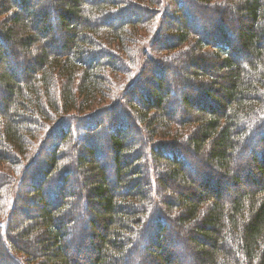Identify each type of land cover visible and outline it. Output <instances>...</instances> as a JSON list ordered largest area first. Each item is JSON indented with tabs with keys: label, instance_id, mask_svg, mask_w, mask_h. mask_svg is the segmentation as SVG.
Instances as JSON below:
<instances>
[{
	"label": "trees",
	"instance_id": "1",
	"mask_svg": "<svg viewBox=\"0 0 264 264\" xmlns=\"http://www.w3.org/2000/svg\"><path fill=\"white\" fill-rule=\"evenodd\" d=\"M36 1L0 0V264H186L176 255L186 243L167 215L193 224L192 264H264V0H229V9L217 0H171L182 19L165 0ZM156 5L165 13L152 37ZM200 10L213 18L207 26ZM151 37L156 51L145 48L136 61L134 45ZM171 39L188 44L186 53L161 56ZM176 56L190 64L172 72L180 86L162 91ZM215 67L223 94L212 88ZM134 72L124 102L111 99L120 74ZM186 108L197 114L192 122ZM130 130L140 133L137 143ZM100 136L103 157L95 154ZM197 170L207 176L192 177ZM212 174L252 187L223 199ZM76 175L82 180L71 185ZM155 195L168 197L163 208ZM15 214L24 218L19 228Z\"/></svg>",
	"mask_w": 264,
	"mask_h": 264
},
{
	"label": "rangeland",
	"instance_id": "2",
	"mask_svg": "<svg viewBox=\"0 0 264 264\" xmlns=\"http://www.w3.org/2000/svg\"><path fill=\"white\" fill-rule=\"evenodd\" d=\"M166 2H167V5H168V7H169V9H168V12L170 13L171 12V14L173 15V16H176L177 18H180V19H182V17H184V14L183 13H175V4L174 3H171V0H165ZM216 0H214V2H215ZM217 1H221L223 4H225L224 6H226L228 9H229V6H230V2H229V0H217ZM40 2H42V0H37L36 1V5H37V7H39V3ZM195 2V1H194ZM198 2H200V3H198ZM198 2H196V5H200L201 3H205V2H201V1H198ZM213 2V3H214ZM161 4H163L162 3V1H161ZM204 5H206V4H204ZM152 6V5H151ZM151 8V7H150ZM152 13H154V17L155 18H157L156 19V21L154 20V22H155V25H153L152 24V37L154 36V31L156 30V28L160 25V24H163L162 23V20H163V15H164V13H163V5L161 6H153V8H152ZM203 13V11H201L200 10V13L198 14L202 19H203V26H207V24L210 22V21H212V17H210L208 14H202ZM182 14V15H181ZM213 14V13H212ZM227 14H229L228 12H227ZM149 15L150 14H146V15H143L142 17H143V19L144 18H148L149 17ZM128 16V15H127ZM126 16V17H127ZM225 16L227 17V15L225 14ZM213 17H215L214 15H213ZM230 18L232 19L231 21H229V24L228 25H230L231 27H233L234 28V25L236 24V20L234 19V18H236V15L234 14V13H232L231 12V14H230ZM216 19V18H215ZM227 19H229V18H227ZM153 22V23H154ZM191 24V23H190ZM188 25L191 29H193V27H195V22L193 21V25ZM172 26L171 27H173V24H171ZM140 27V29L138 28V33L139 34H141V35H143V36H145V37H147L149 34H150V32H149V28H147V26H139ZM137 29V28H136ZM164 29V28H163ZM173 30H174V27L172 28ZM194 30V29H193ZM201 35V34H200ZM152 37L149 39V41L147 42V43H144V44H138L137 42H136V44L134 45L135 46V48L138 50V49H141V52L139 53V56H137V58H134V59H136V61L138 60V59H140V58H142V57H144L145 58V53H143L142 52V50H144L145 48L148 50V51H150L151 53L154 51H156V44H154V43H152V44H150V41L152 40ZM172 43H173V45H169V47L170 48H168V49H163V50H167V51H163L162 50V52H161V56H164L165 54H168V53H173V52H176V51H178V49L181 51L180 52V54L179 55H181V54H184V53H186V51H187V45L188 44H185L184 46L182 45H180V43H176L175 42V40H173V39H171L170 40ZM260 46H264V42L262 41L261 42V44H260ZM170 49V50H169ZM201 51L202 52H211V53H216V49L215 48H213V47H202L201 48ZM152 54H154V53H152ZM158 54V53H157ZM156 54V55H157ZM6 55H7V62H9V64L11 63V57H12V55H11V53H9V52H7L6 51ZM17 57V56H16ZM18 57L20 58V59H22L19 55H18ZM134 57V56H133ZM159 57V56H158ZM250 57H251V55H249V52L247 53V56H246V58L245 59H247V60H250ZM24 58H26L25 56H24ZM174 58V57H173ZM172 58V60L171 61H174L175 63H172V65H173V67H171V69L170 70H168V71H166V73H165V75L162 77V83H161V90H162V88L164 89V88H166V86H168V83H172V84H177V86H180V80H179V77H175L174 75H173V73L172 72H174V71H185L186 70V68H187V66H188V64H190L187 60L185 61V59H183V62L182 63H180L179 61H178V58H177V56L173 59ZM15 59V58H14ZM27 59V58H26ZM26 59H23V60H26ZM163 60H167L168 58H165V57H163L162 58ZM179 59H181V58H179ZM133 60V59H132ZM162 60V61H163ZM126 61V60H125ZM146 61V60H145ZM178 62V63H177ZM139 63H140V61H139ZM131 64V63H130ZM10 65H14L13 63H11ZM129 65V64H128ZM130 67H131V65H129ZM207 66V65H206ZM213 71L214 72H216L215 73V77L216 78H213V79H216V82H214L215 83V86L214 87H212L214 90H216V91H218L220 94L222 93H224V91L222 90V78L224 77V73H222V72H220V71H217L216 70V67L213 69ZM136 72H134L133 74H120V76H119V80H118V86L116 87L117 88V90H115V91H113V93L110 95V97H111V99H114V98H118V97H121V99H122V101L124 102V100L126 99V98H122L123 97V95L125 94V92H126V89H127V85L132 81V78L133 77H136V74H135ZM19 74H20V72H19ZM150 73L148 72V70L145 72V75H144V79L141 81V82H139V84H141L142 85V87L144 86V87H148L147 86V83H148V80H149V78H150ZM217 76H219V77H217ZM223 76V77H222ZM220 77H221V79H220ZM20 79H23L22 78V76H21V78ZM211 81H213V80H211ZM213 83V84H214ZM149 84V83H148ZM118 88H120V89H122V90H119ZM205 89V88H204ZM201 90H203L202 88H201ZM135 92L137 91L138 92V90L137 89H135L134 90ZM163 91V90H162ZM197 92V91H196ZM195 92V93H196ZM215 95V94H214ZM3 98V97H2ZM110 102V98H106L104 101H103V103H100L99 104V106H103V105H106L107 106V104ZM171 104V103H170ZM172 106H174V104H171ZM187 109V108H186ZM174 110L175 111H178V109H177V107H174ZM0 111H2L1 109H0ZM180 112V111H179ZM186 116H188L189 117V120L192 122L193 120H194V118L196 117V113L194 112V111H191V110H186ZM183 115H185V112H180V117L181 116H183ZM172 127H176V126H172ZM128 133V132H127ZM128 135H130V137L131 138H133V140H132V142H133V144L134 143H137V142H135V140H137L138 138V136H140V133H138V132H135V131H129V134ZM260 134L258 133V138L259 139H261L260 137H262V136H259ZM104 138L105 137H101L100 136V138H99V143H96L95 142V144H96V149H95V154L97 155V157H103V156H105V154H104V152H107V151H105V149H104V146H102V143L104 144ZM259 141H261V140H259ZM252 147H254V149L256 150L257 149V146H255V145H253ZM111 149V148H110ZM110 151V150H109ZM139 151V150H138ZM248 151V150H247ZM246 151V152H247ZM140 152V151H139ZM245 156L246 155H243L242 157H241V160H245L246 161V159H245ZM108 159H110V156H109V154H108ZM247 159H248V157H247ZM105 159H103V161H104ZM240 160V159H239ZM152 161V163H153V160H151ZM243 161V162H241L240 163V166L242 167V166H244L245 164H246V162H248V161ZM194 163H195V165H196V168L200 171V167H199V164L196 162V161H193ZM240 162V161H239ZM154 164V163H153ZM155 165V164H154ZM187 167V166H186ZM197 170V171H198ZM196 171V173H195V175L193 174H190L192 177H194V176H196L197 174H199L198 176H196V177H198V178H202V177H206L207 175H202L201 173H203V171H201V173L198 171L197 172ZM204 174V173H203ZM211 174V173H210ZM212 175H214L215 177L216 176H218V177H216L217 179H219L220 181H221V184H222V188H223V195H222V197H223V199H228V197H229V195H231V194H236L237 192H241V191H244V190H246V189H248V188H250V187H252V185L250 184V183H246V181L244 182V183H239V184H233L234 182H233V180H231V178L228 176V177H226V176H223V175H217V174H212ZM77 176V177H76ZM75 177H72V178H70L71 179V185H77V182H79L80 180H82V177L80 176V175H76ZM214 177V178H215ZM195 178V177H194ZM173 183H171V185H172ZM212 184H213V179H212ZM174 188H173V185H172V188H170V190L168 191V192H170V194H171V192H172V194L174 195H172V198H175V199H172V200H176V194L174 193ZM114 191H115V188H114ZM234 191V192H233ZM235 191H236V193H235ZM116 194L117 195H119V194H121L122 193V191H119V189H117L116 191ZM26 194V196L28 197V198H30L31 197V195H28L27 193H25ZM150 197H151V195H150ZM168 199V197L167 198H164V201H162V203H161V201H158V199L156 198V195H155V198H154V200H155V202L157 201V204L158 203H160L161 204V207L163 208V206H164V204L166 203V201H168L167 200ZM170 199V198H169ZM160 200H162V199H160ZM82 201V200H81ZM31 201H27V204L28 203H30ZM25 207V206H24ZM90 208H92L91 206H90ZM93 208H96L95 206H93ZM74 210V209H73ZM70 211V212H68V213H71L70 215H71V217H74L73 219H74V223H73V225L76 223V222H78V221H80L79 219H78V215L79 214H77V212L76 211ZM27 216H31V214H33V213H31V211H32V207L30 206V205H27ZM90 212V211H89ZM173 212L171 211L169 214H172ZM94 213H91V215H93ZM87 215H90L89 213L87 214ZM164 215H167V213L165 212L164 213ZM95 216V215H94ZM94 216H91L92 217V220L93 219H98L99 220V218L98 217H94ZM168 216V218H171V222H172V230H173V232H174V235H175V239H181V240H183L184 241V243H186V245L184 244V247H185V252L184 251H182L183 252V254H181L179 251V253H177L176 252V255H178V258H179V261H181V263L182 262H185L186 264H192L193 262H194V260H193V256H191L190 255V253H192V250L194 251L195 250V244H194V242H192V241H190V240H188V237H189V235L192 233V229H193V224H186L184 227H181L179 224H177V221H175V223H174V218L171 216V215H167ZM171 216V217H170ZM67 217V213H66V211L65 212H63L61 215H59L58 217H57V220L58 221H61V223H62V221L63 220H65V218ZM23 216L22 215H20V214H15V216L11 219L12 220V222H11V224H12V226L13 227H16V228H19V227H21V222L23 221ZM177 224V225H176ZM87 225H89V221L87 222ZM99 226V225H98ZM100 226H102V224H101V220H100ZM23 227V226H22ZM73 227V226H72ZM153 228V227H152ZM61 229H63V228H61ZM66 230H68V236L69 235H71L72 236V238H73V234H72V230L71 229H69V228H67ZM71 230V231H70ZM182 230V231H181ZM88 231L91 233L92 232V229L90 228V226L87 228V229H84V227H83V230H82V233L84 234V238H86V236H87V234H88ZM94 231V230H93ZM96 231H98V230H96ZM173 234V233H172ZM86 235V236H85ZM169 236L170 237H172L173 238V236L172 235H170L169 234ZM69 238L70 237H65V241H64V243H65V245H66V247L68 246V242L70 241L69 240ZM88 238V237H87ZM94 240H96L97 241V239H94ZM95 241V242H96ZM225 243V242H224ZM225 245H227V246H230V241H226V244ZM181 248V247H180ZM88 249H89V251H91L92 249H91V247H89L88 246ZM134 251H135V253L136 254H140V255H143L144 256V254H146V252L145 251H143V250H140L139 248H134ZM72 253L73 252H71L69 255H71L72 257H74V253H73V255H72ZM19 254H21V255H23V257H26V255L27 254H24V252L22 253H19ZM93 254H96V253H94L93 252ZM181 254V255H180ZM147 255V254H146ZM145 255V256H146ZM153 256V255H152ZM151 258V257H150ZM152 258H154V257H152ZM146 262V261H145ZM148 262V261H147ZM146 262V263H147Z\"/></svg>",
	"mask_w": 264,
	"mask_h": 264
}]
</instances>
